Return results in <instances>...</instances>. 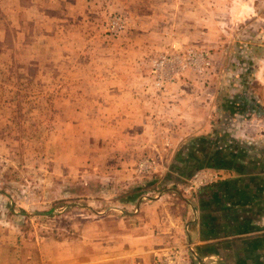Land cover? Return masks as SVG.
<instances>
[{
	"label": "rangeland",
	"instance_id": "374dc122",
	"mask_svg": "<svg viewBox=\"0 0 264 264\" xmlns=\"http://www.w3.org/2000/svg\"><path fill=\"white\" fill-rule=\"evenodd\" d=\"M132 75H204V124L264 146V0H0V264H137L191 175L224 177H167L183 135L142 128Z\"/></svg>",
	"mask_w": 264,
	"mask_h": 264
},
{
	"label": "crops",
	"instance_id": "0c3cea01",
	"mask_svg": "<svg viewBox=\"0 0 264 264\" xmlns=\"http://www.w3.org/2000/svg\"><path fill=\"white\" fill-rule=\"evenodd\" d=\"M204 75L185 76L190 82L178 78L168 87L175 89L173 93L152 91L153 77L149 75L145 79L129 77L133 87L146 84L139 93H127L130 104L138 108L137 114L151 118L142 121V128L154 129L158 118L159 126L183 135L177 136L176 158L167 177L182 190L181 184L196 169L211 167L225 173L193 194L182 193L181 201L171 209L173 217L161 227L164 234L155 237L149 247L135 251L132 257L137 264H152L155 255L174 246L184 253L180 264H264V146L256 145L252 138L240 144L242 150L239 145L228 146L227 132L221 134L211 123L204 124L203 82H199ZM230 103L229 109L235 104L260 116L255 112L257 104L244 94L242 98L236 95ZM144 141L149 143L147 138Z\"/></svg>",
	"mask_w": 264,
	"mask_h": 264
},
{
	"label": "built area",
	"instance_id": "2783aa9c",
	"mask_svg": "<svg viewBox=\"0 0 264 264\" xmlns=\"http://www.w3.org/2000/svg\"><path fill=\"white\" fill-rule=\"evenodd\" d=\"M165 61V58L155 61V70L159 71L158 77L167 73L164 70V67L167 65ZM218 178V174L212 170L195 171L188 180L187 189L195 192L203 186L216 182ZM182 252V248L178 246L166 249L161 255H155L152 264H180V256L184 255Z\"/></svg>",
	"mask_w": 264,
	"mask_h": 264
}]
</instances>
